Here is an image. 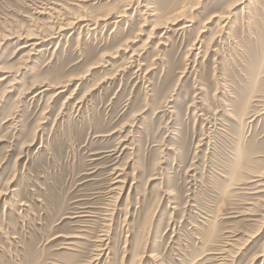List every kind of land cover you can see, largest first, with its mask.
I'll list each match as a JSON object with an SVG mask.
<instances>
[{
    "label": "rangeland",
    "instance_id": "rangeland-1",
    "mask_svg": "<svg viewBox=\"0 0 264 264\" xmlns=\"http://www.w3.org/2000/svg\"><path fill=\"white\" fill-rule=\"evenodd\" d=\"M5 68L0 264H264V0H0Z\"/></svg>",
    "mask_w": 264,
    "mask_h": 264
},
{
    "label": "bare ground",
    "instance_id": "bare-ground-1",
    "mask_svg": "<svg viewBox=\"0 0 264 264\" xmlns=\"http://www.w3.org/2000/svg\"><path fill=\"white\" fill-rule=\"evenodd\" d=\"M82 1H85V0H82ZM132 1H134V0H132ZM132 3V2H131ZM130 3V5H132ZM128 6V5H127ZM122 15V14H121ZM170 21V20H169ZM77 23V22H76ZM40 45H41V41L38 39V38H35V37H30V36H28V40H26V45H23L22 47H20V49H24V53H23V55H22V57L23 58H25V59H28V60H30L31 59V56H33V55H35V54H37V53H39L40 52V50H39V47H40ZM7 69H11V68H5V70H0V73L2 74V77L0 78V82H2V81H6L8 78H10L12 75H10V73H12L10 70H7ZM14 69V68H13ZM16 77V76H15ZM13 81H14V78H13ZM9 86H11V85H9ZM8 86V87H9ZM9 90V89H8ZM7 90V87L5 88V90H4V92L2 93V94H4V95H6L7 93H9V91ZM6 93V94H5ZM257 182V181H256ZM118 183V182H117ZM255 183V182H254ZM122 184V183H121ZM262 187V186H261ZM260 188V187H259ZM118 189V187H115V188H113L112 189V192H114L115 190H117ZM263 192L264 191V186L262 187V188H260V190H259V192ZM252 193H254V192H252ZM255 194V193H254ZM246 210H249V209H246ZM244 214V213H243ZM243 214H242V216H243ZM246 214H247V211H246V213H245V216H246ZM251 214V213H250ZM241 215V214H240ZM248 216H249V213L247 214ZM258 222V221H257ZM81 237V236H80ZM79 236L78 237H73L72 239H79L80 238ZM250 237V236H249ZM251 238V237H250ZM97 242L98 243H100V242H103V240L102 239H99V240H97ZM79 244V243H78ZM77 244V245H78ZM76 245V246H77ZM70 246H75L74 245V243H72V244H70ZM101 246V245H100ZM100 246H98V247H100ZM97 253H96V255H94V257H93V259H92V261L90 262V264H95V263H97V261H98V258H99V256H100V254L102 253V250L100 249V248H98V250H95ZM103 255V254H102ZM226 262V261H225Z\"/></svg>",
    "mask_w": 264,
    "mask_h": 264
}]
</instances>
